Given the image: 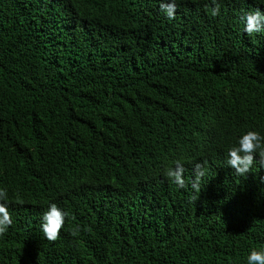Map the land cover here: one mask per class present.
Wrapping results in <instances>:
<instances>
[{
  "label": "trees",
  "instance_id": "16d2710c",
  "mask_svg": "<svg viewBox=\"0 0 264 264\" xmlns=\"http://www.w3.org/2000/svg\"><path fill=\"white\" fill-rule=\"evenodd\" d=\"M0 0V264H247L264 251V0ZM181 162L185 187L165 169ZM205 175L194 190L195 165ZM69 213L59 238L40 225ZM75 232V234H73Z\"/></svg>",
  "mask_w": 264,
  "mask_h": 264
},
{
  "label": "clouds",
  "instance_id": "9594fccd",
  "mask_svg": "<svg viewBox=\"0 0 264 264\" xmlns=\"http://www.w3.org/2000/svg\"><path fill=\"white\" fill-rule=\"evenodd\" d=\"M211 15H220V3L218 0H210ZM160 8L169 19L175 18L176 0H170L169 3H161ZM244 31L251 35L264 31V12L259 8L247 12L243 17ZM259 156L260 166L264 167V136L256 131L249 130L242 134L237 142L228 149L227 164L234 170L238 176H246L250 173L256 157ZM176 166L165 169V175L171 178L178 188L185 187L183 178L184 168L179 161L173 162ZM206 169L202 164L195 165V180L193 188L199 191V181L205 175ZM8 200V191L6 187L0 188V236H4L11 227L13 220L8 207L4 201ZM69 213L63 211L55 203H49L47 210L41 217V231L46 240L50 242L56 241L61 229L64 226L65 219ZM75 234V232L73 233ZM247 264H264V251L252 250L247 258Z\"/></svg>",
  "mask_w": 264,
  "mask_h": 264
}]
</instances>
